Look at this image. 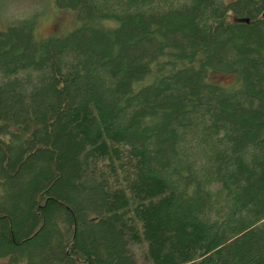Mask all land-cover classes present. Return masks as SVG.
I'll return each instance as SVG.
<instances>
[{"label":"trees","instance_id":"obj_1","mask_svg":"<svg viewBox=\"0 0 264 264\" xmlns=\"http://www.w3.org/2000/svg\"><path fill=\"white\" fill-rule=\"evenodd\" d=\"M53 4L0 30L2 264H264V0Z\"/></svg>","mask_w":264,"mask_h":264},{"label":"rangeland","instance_id":"obj_2","mask_svg":"<svg viewBox=\"0 0 264 264\" xmlns=\"http://www.w3.org/2000/svg\"><path fill=\"white\" fill-rule=\"evenodd\" d=\"M31 18L37 23V38L48 34L64 36L77 25L74 11L57 8L53 0H0V30ZM211 77L224 86L230 85L234 80L233 76L217 73H213ZM181 150L183 153L182 148ZM2 263L0 260V264Z\"/></svg>","mask_w":264,"mask_h":264}]
</instances>
